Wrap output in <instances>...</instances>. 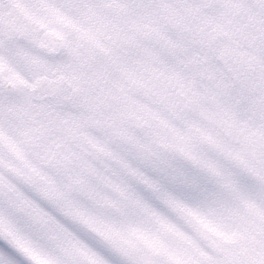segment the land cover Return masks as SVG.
<instances>
[{
	"label": "rangeland",
	"instance_id": "obj_1",
	"mask_svg": "<svg viewBox=\"0 0 264 264\" xmlns=\"http://www.w3.org/2000/svg\"><path fill=\"white\" fill-rule=\"evenodd\" d=\"M79 3L80 16L84 18L82 12L93 8L91 0ZM199 6L207 11L200 0ZM174 8L186 12L184 7ZM212 8L211 19L222 23L227 31V0H216ZM89 13L88 17L97 21L96 15ZM192 24L193 20L184 23L183 43L187 53L203 55L200 59L151 56L147 61L148 55L144 56L153 75L152 83L144 89L146 97L138 94L131 102L136 107L143 106L140 113L150 117L145 119L146 124L136 119L138 124L126 129L120 125L119 138L112 124H102L98 129L80 124L81 133L90 139L78 146L72 143L65 173L45 163L49 172L42 170L50 176L40 171L41 179L35 178L36 174L32 177L35 167L41 169V164L34 167L36 162L31 157L19 159L21 164L7 158V163L0 166V207L9 205L18 218L38 213L48 219L56 235L44 239L47 258L54 264H139L141 249L116 234V227L128 218L145 222L155 214L176 230L197 231L192 224L199 223L206 225V230L217 231L229 213L227 206L234 203L233 199H242L236 192L250 188L255 175L259 190L264 192V178L257 174L264 171V93L247 85L243 97L230 102L238 96L240 80L245 76L227 74L216 51L203 50L202 37L193 31ZM171 37L176 38L175 30ZM127 44L135 46L131 41ZM132 47L122 46L128 60L139 57L131 55L138 53ZM121 61L118 69L124 72L122 65L128 62ZM224 88L229 98L223 95ZM120 90L127 92L122 87ZM226 111L227 135L224 126L212 120L217 114L224 117ZM235 120L245 122L236 125ZM223 121L220 120L222 124ZM241 132L246 135L242 142L233 137ZM22 175L36 183L35 191L22 183ZM203 214L213 216H199ZM192 239L189 233L178 237V242L190 251L187 245ZM199 242V259L206 264L211 260L208 245L212 244L201 238Z\"/></svg>",
	"mask_w": 264,
	"mask_h": 264
},
{
	"label": "flooded vegetation",
	"instance_id": "obj_2",
	"mask_svg": "<svg viewBox=\"0 0 264 264\" xmlns=\"http://www.w3.org/2000/svg\"><path fill=\"white\" fill-rule=\"evenodd\" d=\"M192 1L194 0L177 1L181 8L186 4V12L182 9L181 13H175L176 23L178 22L176 38L169 41L163 27L158 31L155 26H150L145 21L137 22L138 33L149 37L150 42L159 41V49L164 55L170 51L176 56L186 55L189 59H199L203 55L197 52L191 57L192 53H187V45L182 44L184 20L188 18L198 23L196 32L203 35V50L216 51L224 61H233L237 49L246 53L250 51L249 58L259 55L262 56L260 60L264 58V53L258 48V45H264V0H227V31L222 29L221 24L211 22V8L216 0H203L209 10L203 13L199 9L198 0L195 5ZM48 2L57 14L53 17V26L44 29L47 33L44 48L41 44L20 36L18 39L22 44L18 50L19 54L7 58L0 56V141L7 138L23 139L49 145L71 141L73 109H89L90 115L97 118L101 117L103 108L109 120L119 121L120 86L127 90L137 87L146 97L147 92L144 89L149 88L152 83L151 72L141 65L136 71L124 73H120L114 64L112 70L106 68L108 61L112 59L117 62L125 55H121L119 49L115 55L111 53L110 31L89 28L88 21H84L79 14L80 0ZM91 4L96 11L104 7H117L122 11V4L117 3V0H96L91 1ZM70 8H75L79 13L71 15ZM0 13H6L9 18H14L20 24L30 23L35 19L33 0H0ZM84 18L87 20L86 16ZM73 19L75 24L79 22L78 28L73 26ZM136 21V17L129 14L128 23L133 25ZM192 28L195 32L194 27ZM79 30L83 31L79 33ZM115 33L117 34L116 31ZM56 34L59 36L58 43L55 40ZM255 51L258 53L252 54ZM142 56L143 54L139 57ZM89 61L98 62L97 71L92 74L100 83H96L92 76L88 81L93 88H87V76H82L79 81L72 79L73 62L83 66ZM41 79L44 81L39 84ZM57 82L62 85L60 96L49 97L52 91L55 93L58 89ZM108 84H111V87H108ZM105 106L111 111H106ZM124 109L128 110V113L123 119L130 121L129 106H124ZM146 118L150 117H145L144 120ZM44 152L49 150L44 149ZM236 210L237 213H227L221 222L222 226L219 225L218 231L222 237L212 229L206 230V225L199 223L197 231H180L184 235L191 233V244H186L192 248L190 252L199 258L201 238L204 243L212 244V247L208 246L212 249L208 257L211 260L206 264H228L229 261L236 264L245 256L259 259V244L264 240V213L259 209H256L257 213H248L241 204H237ZM200 216L210 219L213 215Z\"/></svg>",
	"mask_w": 264,
	"mask_h": 264
},
{
	"label": "snow or ice",
	"instance_id": "obj_3",
	"mask_svg": "<svg viewBox=\"0 0 264 264\" xmlns=\"http://www.w3.org/2000/svg\"><path fill=\"white\" fill-rule=\"evenodd\" d=\"M33 8L35 19L24 24L9 18L6 13H0V56L18 55L22 44L18 39L20 36L37 44L47 43L44 29L53 26V17L57 13L48 0H33ZM2 188L0 184V190ZM116 234L129 245L141 249L139 264H205L178 242L176 229L155 214L145 222L128 218L116 227ZM55 235L44 215L36 213L26 219L18 218L9 205L0 207V264H54L47 258L44 238ZM258 250L259 259L245 256L236 264H264V240Z\"/></svg>",
	"mask_w": 264,
	"mask_h": 264
}]
</instances>
